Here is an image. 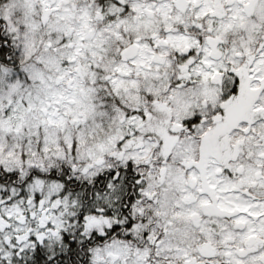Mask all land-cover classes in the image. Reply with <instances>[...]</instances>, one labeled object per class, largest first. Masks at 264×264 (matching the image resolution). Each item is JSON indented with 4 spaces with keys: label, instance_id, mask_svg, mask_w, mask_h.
Listing matches in <instances>:
<instances>
[{
    "label": "trees",
    "instance_id": "1",
    "mask_svg": "<svg viewBox=\"0 0 264 264\" xmlns=\"http://www.w3.org/2000/svg\"><path fill=\"white\" fill-rule=\"evenodd\" d=\"M10 1L0 0V72L4 75L0 83L8 75L11 82L27 80L30 52L53 47L61 66L54 89L82 97L86 88H92L93 104L107 113L100 121L111 125L107 129L112 132L115 117L121 114L123 128L113 151L99 161L79 160L71 154L34 163L31 169L24 164L17 170L0 166V264H264V9L259 10L264 0H242V8L253 12L247 19L255 20L258 28L251 52L242 53V71L233 65L234 60L239 63V53L235 55L220 39L224 57L232 61L220 78H205V48H210L211 39H218L213 35L217 26L227 28L225 8L230 3L240 6V0H194L193 5L188 0L185 9L177 7V0H37V12L33 10L31 16L7 11ZM216 5L224 13L215 17L217 21L211 14ZM58 6L67 7L70 17L69 30L64 32L53 28L57 21L52 19L65 13H59ZM146 6L155 14L150 15ZM177 14L184 20L177 21ZM56 39L60 42L50 45ZM59 51L68 53L64 57ZM240 85L247 97L243 108L233 105L242 99ZM204 86L212 88L210 94L199 93ZM183 95L187 110L177 114L174 99ZM62 102L56 106L59 113L77 105ZM236 109L241 111L233 115ZM226 113L236 124L225 137L242 131V176L238 175L242 190L226 198L237 215H214L221 225L205 215L208 227L203 229L185 220L184 228L193 237L181 238L176 248L162 254V242L173 235L171 230L183 223L184 216L175 203L169 208L163 204L167 175L177 173L184 184L180 162L189 160L190 154L176 157L177 148L194 141L210 144L205 139L208 132L229 124ZM77 115L84 125L85 118ZM68 123L74 127L71 119ZM192 177L204 183L198 171ZM208 179L219 186L217 175L208 174ZM240 179L232 178L227 190ZM37 181L56 183L59 188L50 195L32 191L30 186ZM14 204L26 210L29 222L38 219L40 226L30 223L29 230L23 227L26 232L12 236L15 223L8 226L2 211ZM32 204H36L33 210ZM44 212L46 217L40 221ZM49 214L58 222H51ZM236 223L241 227L236 228ZM198 243L215 245L217 252L202 254L196 249ZM117 248L124 253L110 255L108 250Z\"/></svg>",
    "mask_w": 264,
    "mask_h": 264
},
{
    "label": "rangeland",
    "instance_id": "2",
    "mask_svg": "<svg viewBox=\"0 0 264 264\" xmlns=\"http://www.w3.org/2000/svg\"><path fill=\"white\" fill-rule=\"evenodd\" d=\"M190 1L193 5L194 0ZM36 2L37 0H11L7 11L27 12V15L31 16L33 10L34 12H37ZM177 3V7L180 9H185L190 5L188 0H177ZM250 4V7H252L254 2L252 1ZM256 7L259 8L258 6ZM22 9H24V11ZM146 9L151 13L150 15L155 14L152 7L146 6L145 10ZM225 9L229 12V17L226 20L227 25H232L233 28L231 33L228 34L225 32L226 29L219 28L218 26L216 28L215 26L216 29L213 32V35L218 39H211L209 41L210 48H208V50L205 48L203 59L206 66L204 71L207 75L205 78H211L214 76L220 77L223 74H226L229 69L223 52L220 61H215L211 55L212 53L218 52V50H220L219 47H222L219 44L221 43L220 39L224 38V42H226L225 47L227 48L229 46L231 52L235 55H238V53L239 55L244 53L243 55L245 56L249 54L252 49L250 43L254 39L253 35L255 28H258V26H256L255 20L247 19L246 15L253 16V12L249 11V8L240 7L237 3H230L229 7H226ZM261 9L263 10L264 8H260L259 10ZM57 11L59 13H65H62L57 19L56 17L52 19L57 21V23L53 25V28L64 32V30L66 31L70 26V22H68L70 17L67 13V7L63 10L58 6ZM222 13L223 9H220V5H216L215 10L211 12L214 16V20L215 17ZM258 14L261 15V12H258ZM56 15H58V13H56ZM190 15H192V13H189V16ZM222 15H224V13ZM175 18L177 21L180 19L182 21L184 20V16L180 14H177ZM241 22L242 34H240L241 30L239 27L236 29V25L241 24ZM213 24L214 23L211 22L210 26L214 27ZM218 24H220V22H218ZM154 26H156V24L152 25V27ZM71 31L72 28L70 27V32ZM256 31L258 32V29H256ZM59 39L54 40V42L51 41L50 45H57L60 42ZM222 50L224 51L223 47ZM56 52H58V50L54 51L53 47H48L40 53H38V51L30 52L29 60L32 62V65L29 68L28 66H25L28 81L11 82L8 75L5 77L6 79L4 78L0 83V166L5 167L6 169L17 170V168L21 167L23 164L29 166L30 168H28L31 169L36 167L34 163L38 165L43 163L45 159H51L53 156L69 157L71 154L78 156L79 160L86 158L90 159L91 162L99 161L113 151L112 149L114 148L116 141L121 137L120 132L123 127L119 120L122 118V115L119 114V118L115 117L118 121L115 122V124H117L111 135L112 128H110V130L107 129L111 125L105 126L103 121H100L101 118L107 116V113L100 110L99 106L96 107L93 104L94 91L92 88H86L85 90L87 94L84 93L85 95L82 97L74 91H66L63 88L54 89L55 75L57 74V71H59V73L61 72V66L58 64L59 61L55 57ZM59 52L60 55L64 57L68 53L66 51ZM234 62L236 63L233 64L235 68L242 71V63H238L237 60H234ZM229 63H232V61ZM2 76L4 75L0 72V79ZM58 80L61 82L59 78ZM205 87L206 86L201 88L199 93L202 92L204 95L210 94L209 90L212 88ZM244 92H246L245 88ZM238 94L242 96V99H237L233 105L243 108L247 97L242 93L241 85ZM62 100H65V102L76 103L77 105L70 107V110L65 107L64 110L59 113L56 106H62ZM186 100L187 98L185 95L178 96L177 99H174L173 104L179 109L177 114L187 110L185 106ZM46 107L49 109L47 110V117H44L43 115ZM78 107H80V110L85 114L87 113V115H82ZM239 111L241 110L236 109L233 115H237ZM77 113L85 118L84 125H81L79 122L80 120H78ZM226 115L229 117L227 122L231 125L214 126L205 138L210 144L204 145L202 142L197 143L194 141L195 143H190L191 146L181 144L177 148L176 157L184 158L188 157L187 154H190L189 160L180 162V166L183 168L184 184L183 179L178 176L177 173L171 171L174 173H171V176L167 175L166 183L163 188V204L166 208L177 205L184 216L181 219L183 223H180L179 227L176 225L173 230H171V233L174 236L172 235L162 242L160 250L163 252L162 254L176 248L177 242H180L181 238L189 239L193 237V233H188V230L184 228L185 220H188L194 228L203 229L208 227L206 226V223H204V220L207 219L204 217L205 215L210 214V216L213 217L215 215L218 217L222 216L229 218L237 215L234 209L228 208L226 198L234 195L235 191L239 192L242 190L240 189L242 178L240 179L238 176H242V127H240L239 130L241 131V134L234 136L233 132L228 138H226L225 135L229 134L228 132L231 126L236 124V122H231V120L233 121V118H231L232 114L226 113ZM86 116H88L89 119H87ZM70 119L74 124V130L69 126L68 121ZM118 123L120 125H118ZM14 149L15 153H11ZM17 149L19 150L16 151ZM196 150H198L197 153ZM225 156L228 159L224 158ZM196 171L202 174L204 179L203 184H198L196 179L192 177V173ZM28 172L29 171L22 173V178L25 177L26 179L28 177ZM208 174H215L218 176L217 185L219 186L211 185L212 182L208 179ZM232 178L237 180L240 179V181L234 184L232 190H227V187L232 183ZM34 184V186L33 184L31 185L32 187L30 186L32 191L40 190V192H45L43 194L47 195L52 194L59 188L58 184L51 182L40 183L37 181ZM204 199L208 200L205 201ZM32 202L34 203V201ZM34 206H36V204L31 205V210H33ZM2 212L8 219V226L10 223H15L13 225L15 233L12 236L26 232L23 227L31 228L30 223L38 224L36 225L37 227L40 226L38 219L29 222L28 217L25 214L26 210L24 211L20 205L14 204L10 206V208H4ZM44 217H46L45 212L41 216L40 221H44ZM49 219L51 222L56 221V219H54V214H49ZM213 220L215 223H221L220 218L214 217ZM234 225H236V228L241 227L239 223ZM29 228L27 230H29ZM37 230L38 229H34L33 231L36 232ZM206 236L210 241V235L208 234ZM18 238L20 239V236ZM116 247L122 248L123 246L116 245ZM198 248L200 252L205 255L217 252V247L215 245H200L198 243L196 249ZM108 252H111L110 255L124 253L118 248L112 251L108 250ZM241 254L242 250H239L238 255ZM232 258L235 261L238 259L234 255Z\"/></svg>",
    "mask_w": 264,
    "mask_h": 264
},
{
    "label": "flooded vegetation",
    "instance_id": "3",
    "mask_svg": "<svg viewBox=\"0 0 264 264\" xmlns=\"http://www.w3.org/2000/svg\"><path fill=\"white\" fill-rule=\"evenodd\" d=\"M241 6H242V1L240 2V7H241ZM241 19H242V18H241ZM238 27H239V29L241 30V31H240L241 33H240V34H242V22H241V24L236 25V29H237ZM232 28H233L232 25L227 26L225 32H227L228 34L231 33ZM219 48H220V50H218V52H215V53L210 52V53H212L211 55H215V54L218 55V59H217L216 61H220V59H221V54H222V52H223L222 47H219ZM223 49H224V48H223ZM223 54H224V52H223ZM232 59H234L233 56H232ZM237 59L239 60L240 63H242V54H241V55H238ZM225 61H226V62H229V58L225 59ZM219 78H220V77H219Z\"/></svg>",
    "mask_w": 264,
    "mask_h": 264
}]
</instances>
